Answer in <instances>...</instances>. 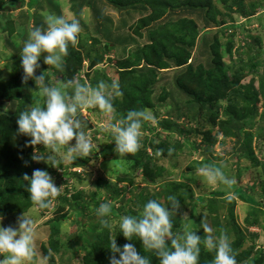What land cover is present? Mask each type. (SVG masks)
I'll list each match as a JSON object with an SVG mask.
<instances>
[{
  "label": "trees",
  "instance_id": "trees-1",
  "mask_svg": "<svg viewBox=\"0 0 264 264\" xmlns=\"http://www.w3.org/2000/svg\"><path fill=\"white\" fill-rule=\"evenodd\" d=\"M27 1L28 5L24 0H0V9L6 18H9V24H12L7 34L13 35L16 33L15 31L21 30L25 25H27L25 29L27 30L30 27V22L34 20L37 27L35 31L38 32L37 39L40 42L46 41L41 39V35L50 28L48 26H51L53 20V18H48L46 14H49V11L61 14V3L59 0ZM76 1L78 0H73V4L79 11L84 6L94 5V0H80L81 4ZM219 1L223 0H109L119 8H136L134 5H143L146 9L150 8L152 16L149 20H140L142 26L161 18L169 8L180 9L184 15L188 16L182 15L183 18L180 17L177 22H166V25L160 22L153 27H148L151 43L137 50L139 61L142 60L145 64L142 68L134 65L122 69L119 71L117 83L108 79H101L100 83L98 81L95 83L98 85L97 91L103 93H105L106 86L113 89L117 88L119 96L113 101V107L115 105L116 110V117L113 122L114 124L120 122L123 134L134 136L132 141L134 139L135 142L133 146L129 147V150L136 152V155L127 152L125 159L134 161V170L143 167L142 179L146 187L136 188L128 192L125 187L120 188L117 184L106 183L103 187L110 200L109 203L106 202V205L95 201L97 199L96 192L76 191L74 199L67 196L58 197L63 204L62 206L64 208L68 206V209L75 215L74 217L79 218L84 226L92 223L91 225L94 227V229L90 228L91 230L87 227V232L84 233L86 246H82V248L86 254L83 264H259V256L252 258L255 247L244 249L245 232L236 222L237 200L235 197H230V194L225 191L214 192L208 199L203 194L195 197L192 188L185 181L169 182L166 187H162L161 191L156 192L154 186L156 183L161 184V180L158 181L161 173H158L160 168H155V165H159L164 158L174 156L175 150L168 148V145L163 141L160 145H152V153H150L147 146L139 140L140 136L136 135L140 127L147 125L145 112L154 108L156 102L153 94L154 91L156 92L159 83L162 82L161 94L163 96L157 98L164 103L162 107L166 109L165 116L157 111L155 117H162L159 124L164 131H175L184 139H189L192 134L195 135L197 132L200 134L201 132L206 153H209L210 148L217 143L218 138L216 136L218 133L225 139L234 138L238 145L235 155L237 162L244 160L251 167H261L264 173V124L259 128L261 134L258 142L254 144V132L251 130L253 125L249 123L251 116L259 115L260 110L264 109V64L262 71H260L258 69L261 65L259 57L253 53L258 49V46L252 44L248 48L245 53L247 60H239V67L234 74L235 78L230 81L229 68L227 69L222 65L221 42H219L216 32L210 31V28L204 26L203 30L206 28V32L216 34L211 43L207 38L200 40L202 45L209 46L212 61L215 64L211 68L199 64L195 69L193 61H191L190 48L194 45V40L197 41L198 32H202V30L200 27L198 28L199 24L196 20L189 19L190 16L200 19L206 13L207 21L215 24L217 29L225 32L231 30L230 39L225 42V47L233 57L235 56L233 55L234 40L237 37L235 32L248 30L244 23L225 25L227 24L225 18L219 17L221 15L219 12L224 13L227 10H233V7H240L241 0H228V7L223 12L215 8ZM43 2H47L49 8L46 7L45 9V6L41 5L40 8L36 7L37 10L39 9L38 12H31L29 9L23 10L22 15L16 18L19 19L21 27L15 30L14 26H17L18 20L14 21L15 18L11 19L12 15L9 16L11 9L42 4ZM86 2L87 5H85ZM214 9L216 11L210 12ZM39 11L47 12L43 14ZM96 15H98L97 12ZM22 18L26 20L27 24L24 22L22 25ZM96 18V26H98V20L102 19H98V16ZM1 24L0 21V28L6 33V27ZM174 24L182 26L181 35L189 33L194 38L193 42L189 44L190 46H185L186 40L183 38L185 36H181L178 32L165 35V31ZM22 35V40L28 42L30 51L25 56L20 53V50L16 53L14 51L10 64L15 70L24 66L23 70L19 71L20 73L12 80L7 81L0 78V217H7L14 213L24 214L37 204L48 209L49 201L44 199L49 189V183L46 170H42L45 160L41 158L38 162H34V152L43 150L46 133L50 128V120L58 115L55 109L59 104L60 97L55 98L54 93L49 94L39 112L32 111L31 108L38 110L41 100L36 97V94L41 90L40 85L42 83L48 82L53 74L61 73L59 76H64V72L74 74L77 68L72 69V71L63 70L71 66L68 62L72 59L81 61L80 53L73 52V54L66 56L67 63L65 61L62 67H57L58 59L53 60V58L48 57V53L51 51L50 47H46L42 43L33 46L32 43H36L35 38L33 39L29 32L27 34L24 32ZM62 35L69 37L67 39L70 48L68 49L67 45L61 43L63 50L73 49L76 36H71L70 33L66 32ZM177 40H184V42L179 44ZM84 41L82 38L81 42ZM94 42L97 45L101 43L96 39ZM173 42L177 45H172ZM10 43L14 48L21 47L13 41ZM55 47L56 45L52 46V49ZM99 49H103V52L99 54L98 50L90 51L89 57L95 53L101 61L106 54H110V51L115 53V48H110L109 44L103 42ZM242 51L243 48H240L235 52L241 55ZM37 56L42 59L41 68H33ZM128 62L130 63V61ZM246 72L260 76L258 87L254 78L248 84L239 82V79ZM66 88L68 86L64 85L60 89ZM106 97L107 95L104 96V98ZM185 97L188 98L187 101L184 100ZM182 101L185 103L183 104ZM208 102H214V104L208 111H205V105ZM74 115L75 113L72 111L60 119L70 122ZM221 116L222 118L219 120ZM181 122L183 124H180ZM216 127L219 132L214 136L210 130H214ZM149 129L155 130L154 128ZM163 135L166 139L165 133L160 134V136ZM112 148L113 150H123L126 148V144L116 139L115 142L113 141ZM160 151L162 156H158ZM233 153L235 154V152ZM259 153L263 155L261 159H259ZM91 160L92 157L90 156H75L71 159L70 167L73 169L85 167ZM61 167L68 172V165L65 166L61 163ZM34 171L38 177L44 179L38 194L34 193L35 182L32 174ZM71 174L73 177L81 179V173L74 172ZM134 178V176H121L120 181L133 184ZM262 184L264 185V180ZM103 187H99L100 190ZM129 193L132 195L130 197L131 203L126 198ZM87 196H89L88 202L86 199L84 200ZM225 196L228 199L224 200ZM161 200L165 203L163 204ZM204 201H208V203L204 205ZM241 201L249 204L252 208V213L247 218L245 217V220L247 219L246 225H257L259 216L264 215V210L258 209L257 211L255 200H248L243 195H241ZM90 202L94 204V213L90 212L92 205L89 204ZM117 202L120 203V207L116 206ZM188 203L191 205V215L188 220L184 221L175 213L180 212L181 208ZM166 205L168 210L164 211L163 206L165 208ZM224 205H227L229 211V219L227 223L225 222V226L220 218L221 209L225 208ZM200 207L204 211H209L212 226L217 225L222 229L219 233L221 237H228L230 233H234L235 240L223 244L210 242L212 236L207 230L209 226L206 219L204 222L201 220L202 214H198L197 211ZM125 213L128 214V218L122 220ZM70 215H59L53 224L61 225V221L68 220ZM115 219L122 220L123 224L120 222L122 226L111 231L110 222ZM104 221L107 223L101 230L99 225H102ZM128 226L129 229L126 228ZM55 227L50 235V246L59 253L60 242L56 236L59 235L60 230L59 228L55 229ZM185 229L188 235L185 234ZM180 233L187 237L184 239ZM78 241L77 236L70 239L71 249L78 248ZM51 252L48 249L45 250L49 264H55Z\"/></svg>",
  "mask_w": 264,
  "mask_h": 264
},
{
  "label": "rangeland",
  "instance_id": "rangeland-1",
  "mask_svg": "<svg viewBox=\"0 0 264 264\" xmlns=\"http://www.w3.org/2000/svg\"><path fill=\"white\" fill-rule=\"evenodd\" d=\"M24 1L28 5V1ZM59 2L62 6L61 14L59 12L55 13V11L54 13L49 11V14H46L48 18H53V20L51 26H48L50 28L47 31L45 30L43 35H41V39L46 40L43 42L37 39L38 32L35 31L37 27L34 24V20L30 22V27L27 30H25L27 26L25 25L21 30L15 31L16 33L13 35L7 34L12 24H9V18H6L2 9H0L1 25L6 27V33L0 28V78L3 80H12L13 77L20 73L19 71L23 70L24 66L15 70L11 66L10 61H12L14 51L16 53V51L20 50V53H23L24 56L30 51L28 42L22 40L24 32L25 34L29 32V35L33 39L35 38L36 43H32L33 46H36L37 43H42V45L51 48L48 57L50 59L53 58V60L58 59L57 67H62L65 64L67 55H71L73 52H79L81 55L80 62L77 59H72L68 62L71 66L63 70L72 71V69L75 70L77 68L74 74L71 72H64V76H59L61 73H57V75L53 74L48 82L40 85L41 90L36 94V97L41 100L40 104L36 101L39 104L38 110L31 108L32 111L36 112H39L41 106H44L49 94L54 93L55 98L60 97L59 104L55 109L58 115L50 120V128L46 133L43 150L34 152V162H38L41 158L45 160L42 170H46L47 172L49 189L44 200L49 201V207L45 209L37 204L24 214L14 213L7 217H0V264H49V258L45 254L46 249L52 251L51 257L55 264H83L86 254L82 248V246H86L84 233L86 234L87 227L89 230L94 229V227L91 225L92 223L84 226V223L79 218L74 217L75 215L68 209V206H65V208L62 206L63 204H61L58 197L67 196L70 199H74L76 191L96 192L97 199L95 201L106 205V202L109 203L110 201L103 187L106 183L117 184L120 188L125 187L128 192L136 188L142 189L146 187L142 179L144 173L143 167L141 166L139 170H134V161L125 159L127 152L136 155V152L131 151V149L129 150V147L133 146L135 142L134 139L132 141V137L134 136L123 134L120 122H115V124L113 122L116 117L113 101L119 96L117 88L113 89L106 86L105 93H103L97 91L98 85L95 83L97 81L100 83L101 79H108L113 83H117L119 71H122V69L133 67L134 65L142 68L145 64L142 60L141 62L139 61L137 50L151 43L148 27H153L160 22L165 25L166 22H177L184 15L180 9L169 8L161 18L142 26V24L140 25V20H149L150 16H152V10L144 8L143 5H134L136 8H119L109 2V0H94L93 6H84L79 11L74 7L73 0H59ZM76 2L81 4L80 0ZM87 4L86 2L85 5ZM228 4V0H223L216 3L217 7H214L223 12L228 7ZM41 5H44L45 9L46 7L47 9L49 8L47 2H43L42 4H32V6L11 9L9 16L12 15L11 19L15 18L14 21L18 20L17 26H14L15 30L21 27L19 19L16 18L22 15L23 10L29 9L31 12H38L39 9L37 10L36 7L40 8ZM233 8L231 11L219 12L221 14L219 17L225 18L227 22L225 25H240L244 23L248 29L245 32L244 30L235 32L237 37L234 40V57L227 52L225 47V42L230 39L231 30L225 32L217 29L215 24L207 21L206 13L200 19L193 16L189 17L191 20H196L199 24L198 28L200 27V30H202V32H198L197 34V41L189 33L181 35L182 26H176L177 24L170 25L165 31V35L168 36L172 32H178L181 36H185L183 37L186 40L185 46H190L189 44L194 40L195 43L191 46L190 50L192 54L191 61H193L196 69L199 64H204L207 68L214 66L215 63L212 61L209 46L202 45L201 41L203 38H207L209 43H211L213 42L214 35L217 34L219 42H221L220 54L223 61L222 65L227 69L229 68L228 75L230 81L235 78L234 74L239 67V60H247L245 53L248 51V48L252 44L257 45L258 49L253 53L259 57L261 65L258 69L262 71L264 64V0H241V6ZM214 11L216 10L214 9L210 12ZM39 12L41 13L42 11ZM96 12L98 13L96 15L98 19H102L98 20V26H96ZM184 16L188 15L185 14ZM22 20V25L24 22L27 24L26 20L23 18ZM204 26L210 28V31L216 32V34L206 32V28L203 30ZM63 31L70 33L71 36H76L74 48L71 50H68L70 49L67 39L69 37L62 35ZM82 38H84V42H81ZM94 39L99 40L101 43L95 44ZM12 41L21 47H16V50L10 43ZM171 41H174V39H171ZM102 42L109 44L110 48H115V53L110 51V54H106L101 61L95 53L92 54V57H89L88 53L90 51L98 50L99 54L103 52V49H99ZM177 42L182 44L184 40H177ZM61 43L67 45L68 49L64 51ZM54 45L56 47L52 49ZM172 45L177 44L173 42ZM240 48H243L241 55L236 54L235 51ZM41 62V57L37 56L33 68H41ZM253 78L258 87L260 76L251 72L244 73L239 82L241 84H248ZM64 85H67L68 88L60 89ZM162 85V82L159 83L156 92L154 91L153 98H155L156 102L154 108L148 109L145 112V118L148 121L147 125L140 127L138 132H136V135L140 136L139 140L143 145L147 146L150 153H152V145H160L163 141L168 145V148L173 151L175 150L174 156L164 158L160 161L159 165H155V168H160L158 173H161L158 178V181L161 180V184L156 183L154 186L156 192L161 191L162 187H166L169 182L182 181L190 185L195 197L203 194L208 199L214 192H228L230 197L234 196L237 200L235 216L236 222L245 232L244 249L247 250L250 247H255L252 258L259 256V264H264V215L259 216V223L257 225H246L247 219L245 220V217L247 218L252 213V208L249 204L241 201V195H243L248 200H255L257 203L255 209L257 208V211L258 209L264 210V185L262 184L264 173L261 167H251L244 160L237 162L235 158L238 148L236 140L234 138L225 139L220 133L217 134L219 132L217 127L214 130H210L214 136L217 134L218 141L210 148L211 151L209 153L204 151L205 143L203 136L200 135L202 134L201 132L200 134L199 132L195 135L192 134L189 139H184L175 131H164L159 124V120L162 117H155L157 111L162 116H165L164 112L166 109L162 107L164 103L157 98L162 95ZM105 95H107L106 98H104ZM120 99L122 98L120 97ZM176 99L178 100V97ZM184 100L187 101L188 98L185 97ZM182 102L183 104L185 103L184 101ZM212 104L214 102L206 103L205 111H208L212 107ZM72 111H74L75 115L70 122L60 119ZM221 114L223 115V113ZM221 118L222 116L219 120ZM249 123L253 125L251 129L254 132L253 141L254 144H257L261 134L259 128L264 124V109L260 110L259 115L251 116ZM180 124H183V122ZM149 128H154L155 130L152 131ZM163 133L166 134V139L164 135L160 136ZM116 139H119L121 143H125L126 148L123 150H113V141L115 142ZM180 142H182V145H180ZM75 156H90L92 160L85 167L73 169L70 165L71 159ZM116 156H118V159H116ZM158 156H162L161 151ZM262 157L263 155L259 153V159ZM61 163L69 166L68 172L61 167ZM74 172L81 173L80 180L73 177L71 173ZM32 174L35 182L34 193L38 194L44 179L38 177L35 171ZM121 176H134V183L130 184L120 181ZM99 187H103V189L100 190ZM131 196L130 193L126 195L130 203L132 202L130 200ZM85 199L88 202L89 196ZM223 199L228 198L225 196ZM161 202L165 203L163 200ZM207 203L208 201H204V205ZM89 204L91 205L92 202ZM116 206L120 207L121 205L117 202ZM190 206L189 203L185 204L180 212L175 213L176 216L184 221L188 220L191 215ZM224 207L221 209L220 218L225 226L229 219V211L227 210V205H224ZM163 210L167 211L168 206L166 205L165 208L163 206ZM197 211L198 214H202L201 220L204 222L206 219V223L209 226L207 230L210 236H212L210 242L223 244L227 241L231 243L235 240L234 233H230L228 237L220 236L219 233L222 229L217 225L212 226L209 211H204L201 207ZM90 212H95L94 204L91 205ZM68 214H71L70 218L61 221V225L53 224L59 215ZM127 218L128 214L125 213L122 220H126ZM122 220L115 219L113 222H110V230L113 231L116 227H121L120 222ZM105 221L102 225H99V229H103L104 224L107 223ZM54 227L60 230L59 235L56 236L60 242L59 253L50 246V235ZM187 227L189 226L187 225ZM126 228L129 229V226ZM187 230L185 229L186 235H188ZM74 236L78 237V248L71 249L69 242ZM180 236L184 237V239L187 237L182 233H180Z\"/></svg>",
  "mask_w": 264,
  "mask_h": 264
}]
</instances>
